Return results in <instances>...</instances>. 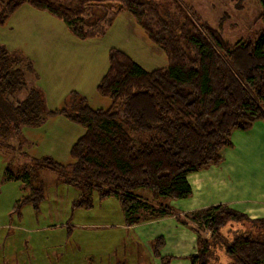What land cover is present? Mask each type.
I'll return each instance as SVG.
<instances>
[{
    "label": "trees",
    "instance_id": "obj_1",
    "mask_svg": "<svg viewBox=\"0 0 264 264\" xmlns=\"http://www.w3.org/2000/svg\"><path fill=\"white\" fill-rule=\"evenodd\" d=\"M25 3L59 18L83 40L106 35L117 16L128 11L164 51L168 64L148 70L124 50L111 47L109 68L97 84V91L112 100L109 108H93L72 90L64 107L44 110L38 88L18 94H25L27 84L22 61L0 45V98L6 96L0 110L7 112L6 117L0 115L3 145L4 124L16 135L62 114L85 128L71 146V163L32 157V170L26 175L31 192L19 205L31 202L39 207L43 186L29 178L37 177L36 170L48 169L81 190L75 207H91L97 192L100 198L117 197L130 225L149 210L153 217L182 218L169 205L149 203L135 191L149 189L155 198L190 197L188 174L220 163L234 130H249L255 121H264V27L254 39L232 44L182 0H0V25ZM26 63L33 70L32 61ZM125 125L155 135L137 139ZM16 149L25 153L21 143ZM9 172L15 178L10 168ZM204 224L212 234L199 240L200 250L190 257L191 264H219L226 255L229 264H264V217L251 218L219 204L206 210ZM158 238V244L152 241L157 257L165 243L163 236ZM170 260L162 257L164 264Z\"/></svg>",
    "mask_w": 264,
    "mask_h": 264
},
{
    "label": "rangeland",
    "instance_id": "obj_2",
    "mask_svg": "<svg viewBox=\"0 0 264 264\" xmlns=\"http://www.w3.org/2000/svg\"><path fill=\"white\" fill-rule=\"evenodd\" d=\"M182 1L191 12L214 28H218L224 38L232 44L254 39L264 27L261 0ZM31 11L38 12L29 3H25L4 25H0V45L5 46L15 57H19L26 76L25 94H21V91L18 94L26 95L28 89L36 87L43 96L44 110H55L66 105L70 91L81 90L80 95L86 97L83 102L87 101L93 108H109L112 100L97 91L95 82L109 68V50L105 49V46L107 44L118 46L132 54L129 44L123 41V38L129 37L130 41H134L135 38L138 41L141 38L138 30L144 33L134 19L133 22L130 20L129 24L131 14L128 11L121 12L115 19L113 28L102 37L83 40L68 32L72 40L57 34L58 40H53L51 36L54 30L44 34L46 32L39 29V17L37 15L32 17ZM45 13L61 25L60 28L65 26L62 20L46 11ZM28 28L33 31L30 38L27 37ZM49 38L53 47L47 52L39 44ZM148 39V44L155 46ZM138 51L143 54L142 61L136 56L135 58L142 62L145 68L160 67L166 62L163 58L157 60L155 51L145 44H139ZM163 55L166 57L164 51ZM26 61H32L30 68L33 70L28 68ZM92 79L95 82H92ZM5 100L6 96L0 98L3 107ZM0 115L6 117L7 112L0 110ZM125 127L137 139L145 140L155 135V131H137L129 125ZM26 129L31 128H24L15 135L14 128H5L4 124L3 142L6 145H3L0 139V255L3 254V257H0V264H14V255L17 253L20 256V264H60L63 261L62 256L65 257L66 264H91L94 258V264H107L109 257L112 264L116 263L114 255L124 250L127 240L131 242V236L132 240L133 238L137 240L135 248H147L152 256L149 263L141 250L138 261L132 264H164L162 257L166 256L160 254V260L154 255L155 252L153 253V246L158 244L159 238H154L152 245L146 241L145 233H148L149 240L154 226L165 225L146 227L143 224L144 226L137 230L138 232L139 229H144L142 234L135 230L128 232L123 228L125 215L120 200L115 196L100 198L97 192L94 193L91 207H75L74 202L81 190L61 173L48 169L36 170L37 177L32 175L29 181L34 182L36 186H43L44 198L39 207L31 202L19 205L18 201L27 195L26 175L32 170L30 166L32 156H51L60 163L69 164L73 161L71 146L85 132L82 125L70 121L62 114L47 117L39 130L42 134L37 139L34 135H28ZM231 141L230 146L222 149L223 159L220 163L210 164L200 171L223 162L237 167L236 179L230 177L231 186L239 188L243 186V189L247 187L248 192L257 193L258 195L252 194L258 199L254 200L249 208L252 215L264 217V131L254 125L247 131L236 129L232 132ZM33 142L34 144L30 146ZM19 143L27 153L16 152ZM23 166L30 167L26 170L22 168ZM9 168L16 178L10 177ZM218 169L222 173L226 172L225 168ZM203 175L217 176V179L207 183L205 189H198L196 201L211 199L210 192L216 188L220 179L213 169L206 170ZM135 194L149 203H159L165 199L164 203L182 216L175 219L178 224L196 234L198 245L200 239H208L212 234L204 224L206 210L219 204L230 206V203L221 202L185 211L184 208L191 206L187 200L180 199L175 202L174 198H155L151 190L145 188L135 191ZM234 197L235 195L232 196ZM242 205L244 206L245 202L240 204ZM143 212L145 215H141L140 218L146 219L149 218V215H146L152 211ZM233 227L238 229L239 226L235 223ZM230 232L234 231L228 232L229 236L233 235ZM199 250L197 246V252ZM167 257H171L169 264H175L172 262L173 256ZM219 264H229L228 256L221 257Z\"/></svg>",
    "mask_w": 264,
    "mask_h": 264
},
{
    "label": "crops",
    "instance_id": "obj_3",
    "mask_svg": "<svg viewBox=\"0 0 264 264\" xmlns=\"http://www.w3.org/2000/svg\"><path fill=\"white\" fill-rule=\"evenodd\" d=\"M37 11L38 12L31 11L30 15L32 17L37 15V17H39V19H40L39 20L40 21V28L39 29H41L42 32H46L44 34L49 33L50 30H54V33L51 36L53 40H58L57 35H60L63 38L72 40L71 37L68 35L69 31L67 30L66 25L63 26V28H60L61 25H58L56 23V21H54L53 19H51V17H49V15H46L45 10L37 9ZM129 16L131 18V19H129V24H130V20H132V22H133V18H132V15H129ZM113 26L110 28V30L113 28ZM136 30H138V29H136ZM138 31L139 32H137V33L141 36L140 40H138V41H136L133 36H131V37L134 38V41H130L131 38L129 39V37L123 38L124 39L123 41H125L126 43L129 44V47H130V50H131L132 54H129L126 50H124V48H120L118 46H112L110 44H107L105 46V49L109 50L111 47H118V48L124 50L126 53H128L131 57L134 58L135 61H137L138 63H140L143 66L144 64L142 62H140L139 60H137L135 58V56L141 59L143 54H142V52L140 53L138 51V45L139 44H142V45L145 44L146 47H150V49L152 51H155V54H156L155 58H157V60L163 58V60L166 61L160 67L167 66L168 60L163 55V51L159 47H157V45H155L154 43L153 44L155 46L151 45L152 46V48H151V46L148 44V41H147L148 37L146 36V34L142 33V31H140V30H138ZM32 32L33 31H31L28 28V30H27V37L28 38H30L32 36ZM129 34H131V33H129ZM39 45L42 48H44L47 52L53 47L50 38L47 41H44V42L40 43ZM125 45L126 44H124V46ZM141 61H142V59H141ZM154 68H159V67L157 66V67H154ZM154 68H152V69H154ZM146 69H148V68H146ZM148 70H151V69H148ZM102 77L97 78L96 82H95L94 79H92V82L94 81L95 83L98 84V82L100 81V79ZM79 91L81 92V90H79ZM44 123H43V125H44ZM42 126H40V127H28V128H31V129H28V130L26 129L27 132H28V135H34V138L37 139L38 136L39 135L41 136V134H42L39 131ZM257 126H259L260 129H262L264 131V121L263 120L255 121L254 122V127H257ZM24 128H27V127H24ZM244 131H247V130H244ZM37 133H39V134H37ZM70 137H72V134H71ZM32 144H34V142L30 143V146ZM25 153H27V152H25ZM218 167L219 168H225L226 172L222 173L220 171V169H218ZM211 169H213L220 176L218 185L216 186V188L213 191L210 192L211 199L203 200V201H196L195 200V195H196L198 189H205L204 187L206 186L207 183L217 179V176L205 177L203 175V172H206V170H211ZM236 170H237V167H235L234 165H231V164L223 162L222 164H220L218 166L213 165V166H211V167H209L207 169H204L202 171H199L197 173L194 172L192 174H189L187 177H188L189 183L192 186V195L190 197L181 198V199L182 200H187L188 203L191 206H189L187 208H184V210L185 211H189L191 209L204 208L208 204L214 205L215 203L227 202V203H230L231 207H234V208H236L238 210H241V211L247 213V215H249L251 218L261 217V216H257V215H252V212H251V210L249 208L251 206V203L254 200L258 199L257 196H254V195H258V194L257 193H253L252 191L248 192V188L247 187L245 189H243L242 188L243 186H241L240 188L239 187H235V186L234 187L231 186L232 185V178L236 179V174H235ZM230 177H232V178L230 179ZM15 178H16V176H15ZM226 181H227V184H226ZM25 187H26V189H28L27 190V195L25 196V197H27L28 195H30L31 188L28 186L27 183H26ZM225 192H227V194H225ZM252 194H254V195H252ZM233 195H235L234 198H232ZM259 195H261V194H259ZM178 200H180V199H176L175 202H177ZM164 201H165V199L163 201H160L159 203H154V204H156V205L165 204ZM244 202H245V205L244 206L243 205L240 206V204H242ZM148 215L149 214H147L146 216H148ZM175 219L176 218L173 217V216H164V217H155L154 218V217L149 215V218H146V219L139 218V220L137 222H135L134 224L130 225V224H128L130 222H128L126 220V217H125V222H124L125 224H123V228L126 229L128 232H131L133 230H135L137 232L138 228L144 226L143 224H145L146 227L147 226H151V225H158V224L165 225V227L154 226L152 228L154 230L153 234L151 235L149 240L147 238L148 233L146 232L145 233V237L147 239L146 241L152 244V240L154 238L159 237V236H163L164 239H165V243H164V246H162V248L160 250V254L162 256H173L174 260H172V262H175V264H191V262L189 260V257L191 255H194V254L198 253L197 252V246H198L197 236L190 229H186L183 226H180L178 224V221H176ZM143 232H144V229H139V231L137 233L138 234H140V233L142 234ZM142 239H143V237H142ZM136 242H137V240L135 238H133V240H132V236H131V242H130L129 239L127 240V245L125 246L126 248L124 247V250L121 251V253H119V254L116 253L114 255L116 263L113 262L112 264H132L134 261H138V258H139L141 250L145 254L143 257H145L147 259V261L150 263L151 262L150 258H152L151 252L147 248L146 249H139V247L135 248L134 244ZM154 252L155 251H154V248H153V253ZM0 257L2 258L3 254H1ZM109 258H108L107 264H111V260L112 259L109 260ZM157 258H159V257H157ZM61 259L63 261L60 264H66L65 257L62 256ZM91 260H92V258H91ZM94 262H95V258L93 259V263H91V264H94ZM13 263L14 264H20L21 263L20 256H19L18 253L14 255Z\"/></svg>",
    "mask_w": 264,
    "mask_h": 264
}]
</instances>
